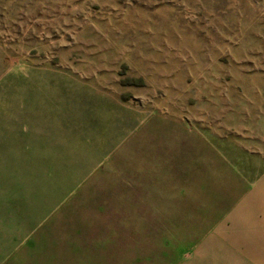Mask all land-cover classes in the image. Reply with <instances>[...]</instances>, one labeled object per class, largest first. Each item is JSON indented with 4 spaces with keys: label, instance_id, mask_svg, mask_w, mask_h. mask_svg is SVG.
I'll return each mask as SVG.
<instances>
[{
    "label": "rangeland",
    "instance_id": "374dc122",
    "mask_svg": "<svg viewBox=\"0 0 264 264\" xmlns=\"http://www.w3.org/2000/svg\"><path fill=\"white\" fill-rule=\"evenodd\" d=\"M264 259V0H0V264Z\"/></svg>",
    "mask_w": 264,
    "mask_h": 264
},
{
    "label": "crops",
    "instance_id": "0c3cea01",
    "mask_svg": "<svg viewBox=\"0 0 264 264\" xmlns=\"http://www.w3.org/2000/svg\"><path fill=\"white\" fill-rule=\"evenodd\" d=\"M255 264H264V259L256 262Z\"/></svg>",
    "mask_w": 264,
    "mask_h": 264
}]
</instances>
